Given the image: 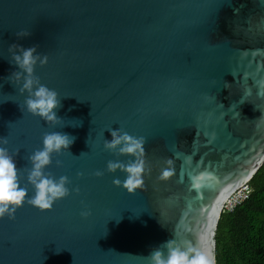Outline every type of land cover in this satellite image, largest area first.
I'll use <instances>...</instances> for the list:
<instances>
[{
	"label": "water",
	"instance_id": "1",
	"mask_svg": "<svg viewBox=\"0 0 264 264\" xmlns=\"http://www.w3.org/2000/svg\"><path fill=\"white\" fill-rule=\"evenodd\" d=\"M12 44L47 55L35 75L59 93V124L21 111ZM262 84L264 0H0V137L20 169L45 133L75 137L45 170L67 176L70 195L0 220V264H148L172 239L215 260L227 199L264 163ZM111 128L146 140L151 171L134 194L107 171L130 159L104 149Z\"/></svg>",
	"mask_w": 264,
	"mask_h": 264
},
{
	"label": "clouds",
	"instance_id": "2",
	"mask_svg": "<svg viewBox=\"0 0 264 264\" xmlns=\"http://www.w3.org/2000/svg\"><path fill=\"white\" fill-rule=\"evenodd\" d=\"M31 35V32L20 31L16 33L18 39ZM38 46L25 48L19 44H12L8 48L10 54L9 62L18 69L13 71L8 80L16 85L21 95H26L24 106L21 111L40 117L46 124H59L62 120L57 116V110L61 107L59 93L42 84L35 75V67L39 63H47V55L37 51ZM226 88L231 85L225 83ZM264 86V84H262ZM111 139H104L103 147L117 157H129L127 163L119 159L107 163V171L125 174V179H115L113 184L123 187L129 194H134L138 189L145 186L144 177L150 174L146 160L144 137H136L118 129H107ZM75 137L61 132L45 133L43 136V147L35 150L28 156L30 167L18 168L16 157L19 150L12 152L7 147L6 137H0V220L8 217L15 219V214L25 203L41 211L51 210L56 201L70 195L67 185L70 180L67 176L55 178L46 172L52 164V157L63 152H70ZM61 166V161H56ZM166 167L161 169L159 179L167 181L173 172L169 167L172 161L165 162ZM22 173H26V181L31 185L32 194L29 195L28 187L21 182ZM96 176H102L103 172L97 171ZM79 192V189H75ZM87 217L89 211L81 213ZM167 250L166 253L164 250ZM148 264H215L212 251L203 243L196 245L191 241L178 242L176 239L168 240L151 251L150 255L144 257Z\"/></svg>",
	"mask_w": 264,
	"mask_h": 264
},
{
	"label": "trees",
	"instance_id": "3",
	"mask_svg": "<svg viewBox=\"0 0 264 264\" xmlns=\"http://www.w3.org/2000/svg\"><path fill=\"white\" fill-rule=\"evenodd\" d=\"M247 185V196L221 212L216 264H264V163Z\"/></svg>",
	"mask_w": 264,
	"mask_h": 264
},
{
	"label": "built area",
	"instance_id": "4",
	"mask_svg": "<svg viewBox=\"0 0 264 264\" xmlns=\"http://www.w3.org/2000/svg\"><path fill=\"white\" fill-rule=\"evenodd\" d=\"M240 189V190H239ZM238 190V191H237ZM250 191L249 186L247 185V183L243 184L242 186L236 188L231 195L234 193L236 195V198H232L229 196V198L227 199L223 209L227 208L229 210H231L238 202H240L242 199H244L247 196V192Z\"/></svg>",
	"mask_w": 264,
	"mask_h": 264
},
{
	"label": "rangeland",
	"instance_id": "5",
	"mask_svg": "<svg viewBox=\"0 0 264 264\" xmlns=\"http://www.w3.org/2000/svg\"><path fill=\"white\" fill-rule=\"evenodd\" d=\"M240 190V189H239ZM238 191V190H237ZM235 193V192H234ZM232 194V195H230V197H232V198H236V196H234V195H236V194Z\"/></svg>",
	"mask_w": 264,
	"mask_h": 264
},
{
	"label": "snow or ice",
	"instance_id": "6",
	"mask_svg": "<svg viewBox=\"0 0 264 264\" xmlns=\"http://www.w3.org/2000/svg\"><path fill=\"white\" fill-rule=\"evenodd\" d=\"M241 102H243V101H241ZM145 151H146V149H145Z\"/></svg>",
	"mask_w": 264,
	"mask_h": 264
}]
</instances>
